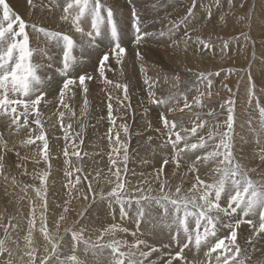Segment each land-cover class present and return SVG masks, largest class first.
I'll use <instances>...</instances> for the list:
<instances>
[{"label": "snow or ice", "instance_id": "obj_1", "mask_svg": "<svg viewBox=\"0 0 264 264\" xmlns=\"http://www.w3.org/2000/svg\"><path fill=\"white\" fill-rule=\"evenodd\" d=\"M225 3L227 10L217 16L213 10L222 9ZM247 3L248 0H190L184 15L167 18L166 25L150 31L147 16L164 7L161 0H125L134 33L128 43L135 46L136 59L141 62V91H145L147 103L158 108L155 123L148 120L136 135L146 136L147 145L160 141L156 149H151L154 158L157 151L164 153L160 166L149 174L152 180L143 179L141 173L142 179L133 184L128 167L132 132L127 122L117 124L112 104L115 100L125 110L131 108L129 84L114 82L106 75L115 71L113 61L123 75L127 55V30L120 20L123 8L119 0H17L24 12L10 0H0V175L7 180L6 157L14 153L17 161L8 165L9 170L22 169L21 174L39 180V186L26 184L22 188L25 194L32 189L39 201L30 203V211L24 216L26 229L12 223L14 216L9 217L8 224H0V264H15L8 243L19 248V241L12 238L10 229L26 232L19 257H26V264H88L77 255L81 246L86 257L91 254V264H103L105 250L109 251L108 264H249V248H242L238 239L242 226L249 229L244 240L252 252L258 241H264V103L251 73L259 59V79L264 85V5L257 16L254 5L244 11ZM141 8L147 11L142 14ZM37 9L50 14L59 9L57 27L48 24V20L57 19L55 16L34 19ZM229 20L234 26H246L247 31H241L239 37L221 39V53L231 49L233 40L240 48L249 44L252 47L248 67L241 70L248 77L243 94L246 108L255 103L257 112L255 123L251 114L246 123L261 145L251 160L238 154L236 147L240 82L236 93L224 85L229 96L217 107L212 87L220 73L194 71L188 65L189 56H203L206 49L214 47L210 37H202V29L213 23L217 28H226ZM257 21L261 29L259 41L251 35ZM158 22L162 23L154 19L153 25ZM60 23L68 28L61 29ZM150 39L163 43L168 54L166 62L156 65L155 77L147 75L142 63L144 55L138 50ZM257 42L261 46L259 57ZM181 73L191 77L183 81V89ZM94 80L122 91L123 96L108 94V172L102 177V170L97 169L89 180L80 151L83 131L73 134L72 124L64 125L63 120L66 114L70 119L75 117L71 102L78 94L83 96L81 116L87 115L89 84ZM162 84L170 86L167 95L158 93ZM49 106L56 109L53 115L58 116L65 142L62 154L66 183L62 181V185L67 189V199L57 204L50 203L48 197L52 155L44 110ZM22 131L26 138L20 141V147L35 145L32 162L35 166L44 164L32 174L26 168L29 157L22 156L17 145L10 146L5 138V132L12 135ZM257 159L259 164L251 166ZM141 162L149 161L142 158ZM166 166H172L170 174ZM131 174L136 175L134 171ZM177 177L179 183L173 184ZM12 183H18L15 176ZM101 213L111 223L97 224ZM37 231L43 237L42 244L36 242ZM93 232L97 233L94 239ZM120 234L131 235L132 242L119 238ZM157 236L166 237L159 247L151 242ZM66 248L70 254H65ZM173 249H177L174 254ZM193 251H203L204 259L189 260L187 253ZM157 253L161 255L153 260Z\"/></svg>", "mask_w": 264, "mask_h": 264}, {"label": "bare ground", "instance_id": "obj_2", "mask_svg": "<svg viewBox=\"0 0 264 264\" xmlns=\"http://www.w3.org/2000/svg\"><path fill=\"white\" fill-rule=\"evenodd\" d=\"M10 2L13 4L14 7L17 8L18 11L24 12L25 10L21 8L17 4V0H10ZM110 2V0H108ZM139 2V0H138ZM146 2L151 3L154 2V0H146ZM119 3L121 7L123 8V12L120 15V20L125 29L128 32H131V19L127 11V7L125 6V0H119ZM161 3L164 5V7L160 8L158 13L153 12L152 17H150V13L147 16L149 30L150 31H158L162 26L166 25L168 22L167 18L176 19L180 16L184 15L186 8L190 4V0H161ZM255 6V11L257 13V16L259 15V12L261 10L262 5H264V0H248V3L245 5L244 11H247L250 6ZM227 10V4L225 3L224 7L222 9H214L213 11L216 13V15H219L220 11H226ZM146 9L141 8L142 14L146 12ZM60 10L57 9L53 13H49L48 11L40 12L39 9L36 10L34 19H42L46 18L49 15L55 16L57 19H51L48 20V24L52 28L57 27V20L60 15ZM200 13H197V17L199 18ZM157 19L162 21V23L158 22L153 25V20ZM59 27L61 29H67L68 25L60 23ZM130 29V30H129ZM241 31H247L246 26H240L236 25L234 26L233 21L229 20V24L226 28H217L213 24H209L207 28L202 29V37L205 40H208L209 37L211 38V41L214 45L213 48H209L205 50V53L202 57L197 56L195 58L189 56L188 57V65L189 67H192L194 71H212V72H219L221 67H229L233 69H238L237 74L232 73V76L228 77V74L226 72L220 73L218 76H216L213 79V102L217 105L226 99L229 96V93L227 89L224 87V85H227L228 88H231L233 93L237 92L238 82L239 80V98L237 100L236 105V125H235V131L237 134L236 139V147L238 154L243 155L247 157L249 160L252 159V157L259 152L261 145H258L256 143L257 137L254 132H252L249 129L248 124L246 123L247 119L249 118V114H251L254 123L257 117V112L255 110V103H253L251 108H246L245 99H244V90L246 89L248 85V77L247 75L241 71L242 69H247L249 61L251 60L252 55V47L251 44L247 45L244 48H240L236 45L235 40L232 42V47L230 50H226L225 52L221 53L220 51V44L221 39H232L233 37H239ZM133 33V31H132ZM134 33L131 34V36L127 37V41H130L133 37ZM251 35L259 41V37L261 35V29L258 26V21L254 22L251 29ZM219 37V38H218ZM75 38L77 40L80 39L79 35L76 34ZM242 41V37H240ZM148 42H151L154 44V47L150 46L148 43L145 45L140 46L138 49L143 55V65L146 69L147 75L150 77H155L158 72V63L160 61H167L168 60V54L165 51V45L161 43L160 41H157L155 39H150ZM129 47L127 48V55L125 59V63L123 65V75L120 74L121 69L120 66H116L113 61V66L115 68V71H109L106 73L109 79H112L114 82H120V83H128L129 84V96H130V104L131 108L125 110L122 106H118L116 101L113 100V115L117 119V124L122 122H127L130 126V131L132 132V138L130 143V155L131 160L129 162V169L131 170L129 173V179L132 180L133 184H135L137 181L141 180V173L144 174L143 179L152 180V175H149L150 173H153L154 167L160 166V156L161 153H156L155 158L154 155H147L145 152L152 151L151 149H156L157 145L160 143L159 140H154L151 145L145 144L146 136H138L136 135L137 132L143 130V128L146 126V123L148 120H152L153 123H155V117L156 114H149V112L146 114L145 110L143 108H153L157 113L158 108L155 105H149L147 103L146 94L145 91H141V82L138 81L137 77H142L141 81H143V75L140 72V65L141 62L137 61L135 56L134 48L135 46L131 43H129ZM260 44L257 42L256 44V53L257 57L260 55ZM37 62L40 61L39 57H36ZM135 60V62H134ZM260 60L257 59L256 63L252 66V76L257 84V93L261 97V102L264 103V85L261 84V81L259 79V73H260ZM138 67V70H137ZM182 77V83H181V89L185 87L183 81L191 79L190 74L188 73H181ZM136 80L137 82L135 83ZM143 83V82H142ZM89 94H88V113L86 116H81V107L83 105V96L78 94L75 97V100L71 102L74 110H75V117L69 118V114H66L63 124L67 125L69 123L72 124V133L75 134L76 132L83 131V139L84 143L81 146L80 150H84L88 155H92L93 157H100L102 155L103 163H104V169L108 170L109 167V160L107 156V152L110 150L108 148V144H106L107 140V131L110 127L108 125V119H107V105L109 103L108 100V94L111 93L113 97L115 96H123L122 91H119L112 86H106L102 80H94L90 82L89 84ZM170 91L169 84H162V87L158 89V93H162L167 95ZM219 93V95H215V93ZM194 93H191L192 95ZM143 101V103H141ZM125 104L129 103V101H125ZM142 109L144 111H142ZM56 109L53 106H49L48 108H45L44 110V116H45V128L47 130V134L49 136V145H50V151L52 155L51 159V174L50 177L52 181H48V187L53 191L52 199H57L59 203L67 199V196L65 193L67 192V189H65L62 185V181L66 183V180L64 178L63 174V168L65 167L64 164V156H63V149L65 147V142L63 140V130L60 126L58 121V116L53 115V112H55ZM51 117V119H49ZM105 128H101L103 125L102 123H105ZM55 124V127L52 125ZM83 125V129L81 127ZM153 136H155V133H152ZM241 137L243 139H241ZM5 138L8 140L9 145L11 146L13 143L17 145V150L20 151L22 156H28L29 160L26 164V168L29 174H32L35 171H39L41 168L44 167L43 162L39 166H35L32 162V157L36 153V147L35 145L28 146L27 148L20 147V141L22 139H25V133L22 131L19 134H12L9 135L7 132H5ZM106 140V141H105ZM39 143V142H38ZM145 151L140 153L139 151ZM71 151V149H70ZM84 152V153H85ZM140 156V157H138ZM140 158V159H139ZM142 158L148 159V163L144 164L141 162ZM72 160V159H71ZM17 161V158L14 153H10L6 157V174L8 176L7 180L5 179L4 175H0V224H8L9 217H12L14 215L15 219L12 221L13 224L19 223L20 220L24 221V216L27 215L30 211V203L31 202H39L37 200V197L35 195V192L32 189H28L27 194H25L24 191H22V188L26 184H35L39 186V180L34 179L32 175H23L21 174L23 172L22 169H15L14 167L9 170L8 165H13L14 162ZM73 161V160H72ZM83 167L85 169L86 173H90L89 180H92V177L95 174V170L93 168H96L95 165L90 164L88 161L87 156H85V159L82 161ZM259 164V160L257 159L251 166L255 167ZM100 170L102 169V166L99 164L98 167ZM172 166H166V172L169 174L172 172ZM134 171L136 173L135 176L131 174V172ZM181 171H184L183 169ZM15 176L16 181L18 182L16 185L12 183V177ZM255 179H259V177L254 175ZM6 183V184H5ZM85 184L88 183V181H84ZM179 183V178H174L173 184ZM189 185L185 183L184 187L187 188ZM100 185L98 186V188ZM5 189L6 191H3ZM16 189V190H15ZM17 194V198L15 196ZM75 203V202H74ZM19 205V207L16 205ZM13 206L16 207V210L19 209V212L17 211L16 214H13L12 209ZM15 210V209H14ZM55 211L58 213L60 209H55ZM73 217L69 218V223L71 222V219ZM52 219V218H50ZM97 224L100 223H111L110 218L105 220V217L103 213H101V218L96 222ZM67 226V225H65ZM128 227H132L131 225H127ZM26 229V227H25ZM12 238L14 240L19 241V248H17V245L9 242L8 247L13 250L14 253V260L15 264H26L27 258L25 257L24 260H20L19 257L23 253L24 249V242H23V236L26 234L24 231H20L19 229L13 231L10 229ZM3 236V231L1 232ZM38 233V234H37ZM249 234V229L247 226H242L240 230V235L238 237L240 245L242 248L248 247L249 248V254L251 255V260L249 261V264H258L260 261H264V241H258L256 243V251L252 252V249L250 246L245 244L244 237ZM35 239L38 244L43 243V237L42 235L37 231L35 234ZM97 233L93 232L92 236L93 239ZM119 238L127 239L130 243L132 242L131 235L124 236L123 234H120ZM151 242L155 244L156 242L152 239ZM156 246L159 247V244L156 243ZM177 249H173V254ZM163 252H168L169 249H163ZM65 254H70L68 249H65ZM77 255L80 256L82 260L88 261V264H91V254H89L87 257L83 253V246H81L80 251H78ZM161 255V253L153 254L152 259L156 260L157 257ZM189 260H203V251L200 253L188 252L187 253ZM108 258H109V252L103 253L101 260H103V264H108ZM167 259V257H165Z\"/></svg>", "mask_w": 264, "mask_h": 264}, {"label": "rangeland", "instance_id": "obj_3", "mask_svg": "<svg viewBox=\"0 0 264 264\" xmlns=\"http://www.w3.org/2000/svg\"><path fill=\"white\" fill-rule=\"evenodd\" d=\"M153 13V12H152ZM152 13H150V17H152ZM131 22V21H130ZM130 30V29H129ZM131 34H133L132 33V31L131 32H128L127 33V35H126V43H125V46H126V48H128L130 45H129V43H128V41H127V37L128 36H131ZM129 38V37H128ZM77 41H79V40H77ZM148 44L150 45V46H152V47H154V44H152L151 42H148ZM145 45V44H144ZM79 53L77 52V55H78ZM200 57H202V56H200ZM134 62H135V60H134ZM137 70H138V67H137ZM89 71L91 72V68H89ZM222 72H226L227 74H228V77L229 76H232V73L234 72V73H236L237 74V72H238V69H233V68H229V67H221L220 68V70H219V73H222ZM137 79H138V81L139 82H141V85H142V82L143 81H141V79H142V77H137ZM135 81V83L137 82L136 80H134ZM239 80H237L236 82H238ZM144 110L145 109H147L148 111H147V113L149 112V114H156L155 112V110L153 109V108H143ZM142 109V111H144ZM103 125L101 126V128L103 127V128H105L104 126H105V124H106V122L105 123H102ZM108 125L110 126V124L108 123ZM156 135V134H155ZM106 141V140H105ZM106 144H108V141H106ZM70 150V149H69ZM81 151V156L83 157V160L85 159V156H84V150H80ZM142 152H145V151H139L138 153H139V155H140V153H142ZM148 156L149 155H154V153H153V151H150V152H145ZM156 153H160L159 151H157ZM155 153V154H156ZM162 155H164V153H161ZM138 157H140V156H138ZM87 158H88V161L90 162V164H93V165H95V167L96 168H93L94 170H95V173H96V170L97 169H99L98 167H99V164L102 166V177L104 176V175H106L107 174V172H108V170H106V169H104V163H103V159H102V155L100 156V157H93L92 155H87ZM71 159L73 160V161H75L76 160V158L75 157H71ZM140 159V158H139ZM94 176H95V174H94ZM49 181H52L51 180V178H49ZM6 184V183H5ZM94 186H96L97 188H98V186L99 185H94ZM16 190V189H15ZM3 191H6L5 189H3ZM52 194H53V191L51 190V189H49V192H48V197H49V201H50V203H52V204H57V203H59V201L57 200V199H52ZM15 196H16V198H17V194H15ZM19 207V205L17 204L16 205V207ZM16 207H14L13 206V209H12V213L13 214H16L17 213V211L19 212V209H17L16 210ZM15 209V210H14ZM16 213H15V212ZM12 216H14V215H12ZM1 223V222H0ZM20 225H21V227L22 228H25V227H27V225H26V221L24 220V221H22V220H20ZM3 231V229L2 228H0V236H2V232ZM166 231V230H165ZM38 234V233H37ZM153 240L157 243V244H160V241L161 240H166V237H161V236H157V237H155V238H153ZM156 243H155V245H156ZM106 252H109L108 250H106ZM174 264H175V262H174Z\"/></svg>", "mask_w": 264, "mask_h": 264}]
</instances>
